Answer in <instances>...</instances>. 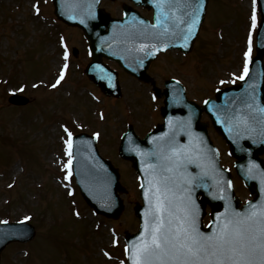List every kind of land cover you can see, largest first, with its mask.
I'll return each mask as SVG.
<instances>
[{"label":"rangeland","instance_id":"obj_1","mask_svg":"<svg viewBox=\"0 0 264 264\" xmlns=\"http://www.w3.org/2000/svg\"><path fill=\"white\" fill-rule=\"evenodd\" d=\"M121 4L122 0L102 1L113 14L120 12ZM250 4L251 0H211L192 50L184 57L167 52L151 65L157 84L162 86L164 78L176 76L199 102L216 88L236 81L243 69L241 52ZM85 44L78 28L56 19L51 0H0V220L27 218L36 229L33 240L8 244L0 264L123 263L124 232L136 229L131 207L138 195L129 164L119 160L109 143L118 140L128 123L143 134L145 121L156 118L159 100L150 99V85L127 75L120 78L123 93L119 99L104 97L83 73L88 61ZM72 46L78 49L76 56L71 55ZM66 48L70 51L67 58ZM64 61L68 70L53 87ZM13 92L26 95L29 102L10 104L7 98ZM64 125L70 130L98 132L100 152L114 159L122 171L128 193L118 219L93 214L77 189L67 194V186L75 184L65 166ZM214 139L225 150L215 135ZM223 162L232 165L226 153ZM236 189L247 194L238 181ZM77 208L82 215L79 221L72 217ZM103 250L113 257L108 260Z\"/></svg>","mask_w":264,"mask_h":264},{"label":"water","instance_id":"obj_2","mask_svg":"<svg viewBox=\"0 0 264 264\" xmlns=\"http://www.w3.org/2000/svg\"><path fill=\"white\" fill-rule=\"evenodd\" d=\"M135 1L150 3L147 0ZM98 2L99 0H55V12L66 22L83 27L92 52V62L87 67V72L107 93H112L116 88V73L102 67V55L115 59L128 72L144 78L145 68L156 51L174 45L177 34L189 18L183 10H175L172 0H163L164 7L157 8L158 14L153 24H157L159 15L160 25L153 28L129 10H126L123 20L111 19L97 8ZM160 2L161 0H156L154 5ZM166 84L168 90H165L163 107L166 121L163 127L156 128L143 140L129 131L123 136L120 146L121 155L134 160V166L142 178L143 205L135 208L141 225L136 234L127 236L129 249L144 230L145 213L150 207L149 199H146V194L149 197L151 195L150 180H158L162 188L169 190L173 210L182 207L189 194L198 210L199 206L203 209V200L208 202L211 206V224L203 228L201 219L197 217V228L206 235L216 230L218 216L223 218L232 212L244 213L250 205L259 206L264 203V169L256 156L264 149V118L245 120L242 117V114H249L247 107L248 110L264 114L259 111L264 108V90L258 80L250 78L241 86L220 92L218 101H210L206 109L214 125L230 144L231 153L237 158L235 168L238 174L255 195L254 200L240 210H237V200L230 195L229 177L219 169L217 153L208 142L204 125L198 122L201 108L185 101L183 92L173 82L168 81ZM11 100L19 102L16 98ZM212 107L220 108L221 111L214 114L211 112ZM74 153V170L87 202L96 211L117 217L122 210L117 192L123 188L118 183L116 169L97 156L94 140L88 136L74 143ZM176 153L182 161L179 167ZM186 158H190L191 162ZM252 165L256 167L250 175L249 168ZM189 178H193L191 184L185 182ZM197 194H201L202 199L197 201ZM221 196L224 198L221 199ZM9 235L5 228H0V250L10 239L26 240L15 234Z\"/></svg>","mask_w":264,"mask_h":264},{"label":"snow or ice","instance_id":"obj_3","mask_svg":"<svg viewBox=\"0 0 264 264\" xmlns=\"http://www.w3.org/2000/svg\"><path fill=\"white\" fill-rule=\"evenodd\" d=\"M156 7L163 9V0ZM201 7L202 2L193 10V20L188 26L185 41L192 34ZM159 25L158 15L157 24L151 27L156 28ZM183 46L186 47L187 44ZM60 79H63V72ZM240 79H244V76ZM59 82L57 80V84ZM259 111L264 112V108ZM68 136L70 149L71 133ZM176 155L179 167L182 161L179 160V154ZM186 159L191 162L190 158ZM255 167L252 165L249 168L250 175ZM192 179L185 182L191 184ZM149 186L151 195L149 197L146 194V199H149L150 207L145 213L144 230L131 248L126 249V252H130L132 264H264V203L259 206L250 205L244 213L232 212L223 218L218 216L216 230L206 235L197 228L198 209L195 208L190 194L185 198L182 207L173 210L169 190L162 188L158 180H150Z\"/></svg>","mask_w":264,"mask_h":264}]
</instances>
